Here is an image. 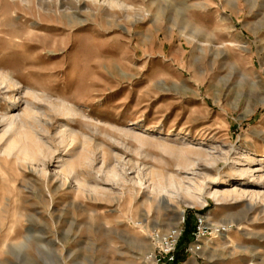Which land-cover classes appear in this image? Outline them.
Returning a JSON list of instances; mask_svg holds the SVG:
<instances>
[{"label": "rangeland", "instance_id": "374dc122", "mask_svg": "<svg viewBox=\"0 0 264 264\" xmlns=\"http://www.w3.org/2000/svg\"><path fill=\"white\" fill-rule=\"evenodd\" d=\"M6 112L0 264H264V0H0Z\"/></svg>", "mask_w": 264, "mask_h": 264}, {"label": "built area", "instance_id": "2783aa9c", "mask_svg": "<svg viewBox=\"0 0 264 264\" xmlns=\"http://www.w3.org/2000/svg\"><path fill=\"white\" fill-rule=\"evenodd\" d=\"M206 221L203 218L198 217L196 230L193 232V241L189 244V248L187 249L190 252H194L195 250H199V244H195L202 240V237L205 235L204 230L206 229ZM176 230V229H173ZM225 226L216 227L217 232L225 231ZM182 230L178 229L173 232H169L167 238L163 240L161 246L159 248L158 254L160 258H157V262L162 261V264H175L177 259V254L179 250V242L181 240ZM159 234L155 233L154 237H158ZM156 255V257H157Z\"/></svg>", "mask_w": 264, "mask_h": 264}, {"label": "bare ground", "instance_id": "6f19581e", "mask_svg": "<svg viewBox=\"0 0 264 264\" xmlns=\"http://www.w3.org/2000/svg\"><path fill=\"white\" fill-rule=\"evenodd\" d=\"M1 75H2V82H6V86H7V87H11V86L14 85V81H13V77H14V76H13L12 74H10V73H1ZM13 98H14V99L11 100V103H15V102L17 101V99L15 98V96H14ZM14 105H15V104H14ZM6 108H10V106H9V107H6ZM62 111H63L64 114H71V115H77V114H78V112H77L76 109H74L73 107H68V106H62ZM23 117H26V115H23ZM17 119H18V115H14V114H11V115H10V114L7 113V112L1 115L0 123H1V122H4V123H5V126H6V128H7L5 132H7V131H11V130H14ZM4 123H3V124H4ZM71 169H72V170H75V169H76V166H75L74 164H72ZM212 195H213L217 200H219L220 195H219L217 192H213ZM192 198L194 199L195 196L192 197ZM196 198H197V197H196ZM196 198H195V200H200V198H199V199H196ZM173 229H176V230H177V229H178V225H177V226H174L172 229H170V231H171V232L176 231V230H173ZM226 229H227V228H226ZM167 235H168V234L163 235V236H162V239L165 240V239L167 238ZM29 238H30V236H26V241H28ZM37 239H38V238H37ZM161 243H162V242H161ZM202 243H203V240H200L199 242H196L195 244H199V248H201ZM197 251H198V250H195L194 252H197ZM150 256H152V255H150ZM150 256H149V257H150Z\"/></svg>", "mask_w": 264, "mask_h": 264}, {"label": "trees", "instance_id": "16d2710c", "mask_svg": "<svg viewBox=\"0 0 264 264\" xmlns=\"http://www.w3.org/2000/svg\"><path fill=\"white\" fill-rule=\"evenodd\" d=\"M187 230H185V233ZM184 242V239H181L180 242H179V246L178 247H181L182 246V243ZM184 258L181 257L179 254H177V259H176V263L175 264H178L179 262L183 261Z\"/></svg>", "mask_w": 264, "mask_h": 264}]
</instances>
